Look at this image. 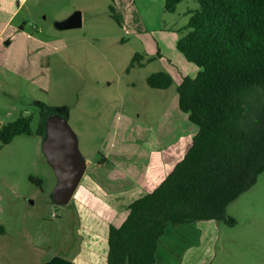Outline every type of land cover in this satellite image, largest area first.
Returning <instances> with one entry per match:
<instances>
[{
	"label": "rangeland",
	"instance_id": "obj_1",
	"mask_svg": "<svg viewBox=\"0 0 264 264\" xmlns=\"http://www.w3.org/2000/svg\"><path fill=\"white\" fill-rule=\"evenodd\" d=\"M165 1L0 0V30L6 12L19 7L12 27L0 32V126L24 113L33 115L34 130L4 145L0 140V264H39L80 242L79 208L87 220L99 201L114 200L95 174L117 186L121 172L135 180L164 144L190 132L189 125L199 129L179 106L178 86L182 75L194 77L201 67L176 46L198 1L183 0L175 12L166 10ZM77 10L81 26H57ZM158 45L170 60L146 61ZM136 52L146 55L144 65L132 64ZM160 70L172 74L170 87L149 85V75ZM63 121L87 162L67 203L54 199L59 177L46 151L51 126ZM40 122L45 134L36 131ZM104 156L109 162L101 165ZM126 210L100 209L98 221L119 222ZM227 214L235 222L218 221L211 264H264V171Z\"/></svg>",
	"mask_w": 264,
	"mask_h": 264
},
{
	"label": "trees",
	"instance_id": "obj_2",
	"mask_svg": "<svg viewBox=\"0 0 264 264\" xmlns=\"http://www.w3.org/2000/svg\"><path fill=\"white\" fill-rule=\"evenodd\" d=\"M182 1L166 0L165 8L175 12ZM197 1L176 46L201 67L194 77L184 75L178 86L179 106L199 129L165 178L129 204L120 225H110L108 264H154L159 239L170 224L234 223L228 205L264 171V0ZM110 9L120 23L115 5ZM144 58L136 52L132 64L155 57ZM173 82L166 70L148 77L155 88ZM32 121V114L23 113L0 126L1 143L33 133ZM36 131L45 134V124L40 122Z\"/></svg>",
	"mask_w": 264,
	"mask_h": 264
},
{
	"label": "crops",
	"instance_id": "obj_3",
	"mask_svg": "<svg viewBox=\"0 0 264 264\" xmlns=\"http://www.w3.org/2000/svg\"><path fill=\"white\" fill-rule=\"evenodd\" d=\"M18 9L19 7L11 12H6L9 17L0 30L2 34L12 27V19L18 13ZM7 11H10V9ZM158 49L156 55H153L155 58L160 57L170 60L159 45ZM146 53L153 52L147 50ZM189 127L191 128L190 132H180L172 140V143L164 144L156 154L153 153L146 173L144 175L142 173L135 180L129 178L126 173L121 172L118 176L119 185L117 186V182L111 181L107 176L93 174L98 178L103 177L102 180L97 179V185L103 193L112 194L114 200L109 202L99 201L97 206H93L91 215L87 220H83L79 208V218L81 220L80 242L71 244L72 247L68 246L59 253L49 254L39 264H108L110 225H120L129 213V204L135 198L156 187L185 155L198 131V129L193 131L195 126L189 125ZM167 144L169 145L166 146ZM108 162L109 158L104 156L99 163L105 165ZM115 187L121 189L115 190ZM125 207L128 210L119 222L111 220L104 226L98 221L100 209H121ZM113 216H116V213H113ZM218 221L217 219H207L170 224L159 239L157 260L154 264H211L218 243Z\"/></svg>",
	"mask_w": 264,
	"mask_h": 264
},
{
	"label": "water",
	"instance_id": "obj_4",
	"mask_svg": "<svg viewBox=\"0 0 264 264\" xmlns=\"http://www.w3.org/2000/svg\"><path fill=\"white\" fill-rule=\"evenodd\" d=\"M82 23V12L77 10L64 20L58 21L57 26L70 28L81 26ZM46 151L59 177L54 199L59 203H67L74 196L87 168L76 136L67 122L51 126L46 140Z\"/></svg>",
	"mask_w": 264,
	"mask_h": 264
}]
</instances>
